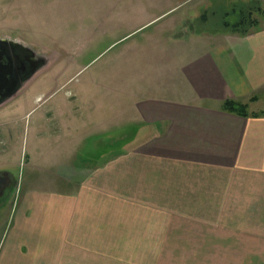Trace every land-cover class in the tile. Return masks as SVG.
<instances>
[{"label":"crops","instance_id":"crops-1","mask_svg":"<svg viewBox=\"0 0 264 264\" xmlns=\"http://www.w3.org/2000/svg\"><path fill=\"white\" fill-rule=\"evenodd\" d=\"M222 2L239 5L224 27L242 15L258 26L246 36L196 30ZM222 2L93 4L104 37L120 31L126 98L113 100L109 82L108 96L71 92L68 80L18 106L25 118L41 110L29 129L56 160L14 201L0 264H145V251L160 264L161 251L177 250L208 251L201 264H264V117L223 110L264 104V0ZM63 52L46 55L44 70Z\"/></svg>","mask_w":264,"mask_h":264},{"label":"rangeland","instance_id":"rangeland-1","mask_svg":"<svg viewBox=\"0 0 264 264\" xmlns=\"http://www.w3.org/2000/svg\"><path fill=\"white\" fill-rule=\"evenodd\" d=\"M96 1L100 0H0V39L17 41L44 58L53 51H64L62 58L51 70L43 68L38 71V77L29 87H24L13 100L0 107V167L10 169L18 180L10 202L4 208L6 213L0 212V239L5 228L9 232L10 227L7 226L16 209L12 205L16 199L18 201L23 198L29 187L28 181L46 179L50 160H56V155L48 156L50 144L46 148H40L29 129L41 110L25 118L27 112L18 106L23 105L32 94L41 95L42 91L52 88L47 85L54 87L56 82L68 80V90L71 92L78 89L88 93L95 89L97 92L102 91L103 96H108L110 93L105 94V88L109 82V88L113 89V100L126 98L121 89V69L126 66V58L122 55V42L114 41L117 39L115 34L120 31L113 32L112 39L110 35L104 37L103 32L107 30L104 25H100L103 14L93 6ZM223 3L208 11L214 17L209 18L207 25L195 24V29L211 33L227 30L222 24L223 15L231 13L239 5L227 9L225 6L228 4ZM80 45H85L88 50L77 54ZM132 60L137 63L138 58L134 56ZM64 69L66 70L62 74ZM111 76L114 83L109 81ZM95 83L98 85L95 86ZM62 97V91L56 95L57 100ZM13 126L16 129H12ZM36 188L44 189V185ZM207 253L208 251H161L160 264H201L202 261H208L202 258ZM209 255L210 258H216L214 251H209ZM151 256L152 251H145V264ZM206 264H210V261Z\"/></svg>","mask_w":264,"mask_h":264},{"label":"flooded vegetation","instance_id":"flooded-vegetation-1","mask_svg":"<svg viewBox=\"0 0 264 264\" xmlns=\"http://www.w3.org/2000/svg\"><path fill=\"white\" fill-rule=\"evenodd\" d=\"M18 44H20L21 49L10 48L9 45L4 47L0 45V100L15 89L13 96L0 103V107L13 100L25 85L39 73L38 71L44 67V63L48 61V58L37 55L32 49L21 43ZM34 61L39 64V70L31 77L28 67ZM17 182L15 174L10 169H0V211L10 202V197L17 187Z\"/></svg>","mask_w":264,"mask_h":264},{"label":"trees","instance_id":"trees-1","mask_svg":"<svg viewBox=\"0 0 264 264\" xmlns=\"http://www.w3.org/2000/svg\"><path fill=\"white\" fill-rule=\"evenodd\" d=\"M256 20L250 21V18L242 15L238 21L233 24L226 23V27L230 28L233 33L239 34L241 36L248 35L252 30H254L258 25ZM257 101L256 98H252L251 102L255 103ZM253 112H249L250 108L248 104H242L235 101H226L223 105V110L225 112L235 114L242 118H260L264 117V104L263 106H252Z\"/></svg>","mask_w":264,"mask_h":264},{"label":"water","instance_id":"water-1","mask_svg":"<svg viewBox=\"0 0 264 264\" xmlns=\"http://www.w3.org/2000/svg\"><path fill=\"white\" fill-rule=\"evenodd\" d=\"M0 45L1 46H10V48H14V49H21L20 48V44H18V42H11V41H9V40H2V39H0ZM48 64V61H46L45 63H44V67L46 66ZM38 66H39V64H37V62L36 61H34L32 64H30L29 65V67H28V69H29V74H31V77L32 76H34V74L36 73V71H38L39 69H38ZM43 67V68H44ZM42 68V69H43ZM40 71H41V69H40ZM30 77V78H31ZM17 86V85H16ZM15 90V89H14ZM11 91V93H8L6 96H4L1 100H0V103H2V102H5L6 100H8V99H10L12 96H13V94H14V92L15 91Z\"/></svg>","mask_w":264,"mask_h":264}]
</instances>
